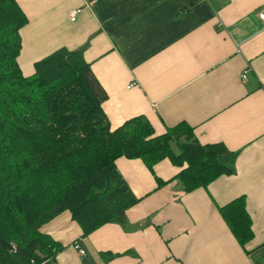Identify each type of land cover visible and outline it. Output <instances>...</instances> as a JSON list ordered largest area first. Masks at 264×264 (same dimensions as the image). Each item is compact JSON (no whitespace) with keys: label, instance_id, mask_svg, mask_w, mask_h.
I'll return each mask as SVG.
<instances>
[{"label":"crops","instance_id":"crops-1","mask_svg":"<svg viewBox=\"0 0 264 264\" xmlns=\"http://www.w3.org/2000/svg\"><path fill=\"white\" fill-rule=\"evenodd\" d=\"M15 1L27 17L24 76L59 49L81 51L106 93L111 130L144 116L156 135L186 127L234 156L232 175L192 192L167 159L151 173L119 158L137 199L125 223L84 237L60 213L40 228L63 247L52 264H264V0ZM240 197L252 233L243 245L219 213Z\"/></svg>","mask_w":264,"mask_h":264},{"label":"trees","instance_id":"trees-1","mask_svg":"<svg viewBox=\"0 0 264 264\" xmlns=\"http://www.w3.org/2000/svg\"><path fill=\"white\" fill-rule=\"evenodd\" d=\"M26 23L15 0H0V264H52L63 247L40 228L64 211L84 237L123 225L137 199L117 170L119 158L140 160L151 173L169 160L181 168L185 192L233 174L232 153L200 144L192 129L156 135L137 116L111 130L106 93L81 51L59 49L24 76L17 58ZM219 213L240 245L251 239L241 197Z\"/></svg>","mask_w":264,"mask_h":264},{"label":"built area","instance_id":"built-area-1","mask_svg":"<svg viewBox=\"0 0 264 264\" xmlns=\"http://www.w3.org/2000/svg\"><path fill=\"white\" fill-rule=\"evenodd\" d=\"M75 15H76V11H73L72 13H70L71 20L74 19ZM258 19L260 20L261 24L264 25V14H258ZM79 251L81 254L83 253L82 250H79Z\"/></svg>","mask_w":264,"mask_h":264}]
</instances>
